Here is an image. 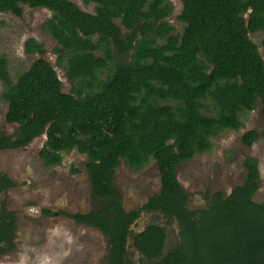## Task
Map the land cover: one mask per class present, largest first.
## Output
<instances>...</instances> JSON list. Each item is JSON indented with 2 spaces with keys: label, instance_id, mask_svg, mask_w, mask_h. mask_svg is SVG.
Instances as JSON below:
<instances>
[{
  "label": "trees",
  "instance_id": "1",
  "mask_svg": "<svg viewBox=\"0 0 264 264\" xmlns=\"http://www.w3.org/2000/svg\"><path fill=\"white\" fill-rule=\"evenodd\" d=\"M81 1L94 4V13L69 0H0V13L21 16L22 5L52 12L42 28L55 40L56 63L65 59L71 83V93L62 92L43 58L12 81L7 59L0 57L5 120L17 125L11 135L0 132V149L23 148L45 135L38 157L47 167L74 150L87 156L95 205L84 213H42L68 216L103 233L109 244L105 264H133L126 244L146 211L178 227L177 243L164 254V227L149 224L132 236L135 250L152 264H264V202L252 198L260 181L255 163L245 158L243 182L227 196L213 193L209 205L197 210L187 207L176 174L178 165L208 152L218 132L242 128V111L260 102L264 114V61L248 36L264 31V0H180V34L166 21L172 8L164 0ZM24 51L45 53L34 38L25 40ZM104 70L108 75L99 79ZM207 99L214 114L203 113ZM256 138L253 129L241 135L246 145ZM120 159L136 171L153 159L159 174L158 192L128 211L113 185ZM12 186L0 173V194ZM16 221L2 198L0 257L15 247Z\"/></svg>",
  "mask_w": 264,
  "mask_h": 264
},
{
  "label": "rangeland",
  "instance_id": "2",
  "mask_svg": "<svg viewBox=\"0 0 264 264\" xmlns=\"http://www.w3.org/2000/svg\"><path fill=\"white\" fill-rule=\"evenodd\" d=\"M82 11L94 13V4H84L81 0H69ZM171 6L166 18L173 27V33L180 34L183 24L177 20L181 12L180 0H164ZM52 15L44 8H30L22 5L21 16L0 13V57L8 62V73L12 81L26 71L38 58L48 61L61 82V90L71 93V83L66 76V62L56 63L55 40L42 28V23ZM246 16V14L244 15ZM119 25V21L115 20ZM122 32L126 30L121 26ZM249 38L257 45L264 61L261 41L264 31L249 33ZM34 38L45 50L43 55L27 54L24 42ZM163 41H160V43ZM97 55H101L100 52ZM116 56L114 55V60ZM110 65L109 67H111ZM109 70L98 74L104 79ZM3 86L0 81V132L11 135L17 125L5 120L7 104L2 99ZM208 108L205 114H214L210 100L203 102ZM243 127L237 131L223 130L211 138V148L206 153L195 154L189 161L177 167V179L188 195L187 207L191 210L209 205L213 193L220 191L227 196L232 188L240 185L246 175L243 166L245 158H250L257 166L259 187L252 196L258 203L264 202V114L262 105L240 113ZM255 130L257 138L252 145L241 141V135ZM45 135L35 138L26 147L0 149V173L13 181V186L0 194L6 198L8 207L16 215V236L14 249L0 257V264H105L109 244L107 237L98 229L73 221L68 216H48L43 210L65 213H84L95 205L90 183L85 171L87 156L77 151L64 153L59 165L47 167L38 157L44 145ZM113 185L122 207L128 211L140 207L148 197L159 190V174L156 163L150 159L140 170H133L120 159L113 175ZM149 224L164 227L166 241L163 254L178 241V227L175 220L158 212L141 213L131 226L126 257L133 264H152L132 245V236Z\"/></svg>",
  "mask_w": 264,
  "mask_h": 264
}]
</instances>
